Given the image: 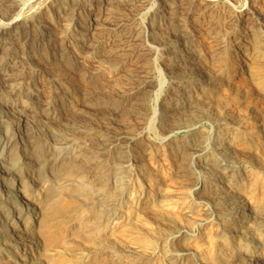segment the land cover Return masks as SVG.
Masks as SVG:
<instances>
[{
    "label": "bare ground",
    "instance_id": "bare-ground-1",
    "mask_svg": "<svg viewBox=\"0 0 264 264\" xmlns=\"http://www.w3.org/2000/svg\"><path fill=\"white\" fill-rule=\"evenodd\" d=\"M251 1L51 0L26 18L33 0H0V264L41 263V242L77 222L79 241L104 238L66 264H216L224 245L221 264H264V205L239 193L244 169L264 177L250 150L264 130L253 109L234 114L225 77L232 62L264 90V5ZM175 203L184 221L155 224ZM207 223L211 260L187 238Z\"/></svg>",
    "mask_w": 264,
    "mask_h": 264
},
{
    "label": "rangeland",
    "instance_id": "rangeland-1",
    "mask_svg": "<svg viewBox=\"0 0 264 264\" xmlns=\"http://www.w3.org/2000/svg\"><path fill=\"white\" fill-rule=\"evenodd\" d=\"M50 1L51 0H33V2L29 6L24 7L23 12H22V17L27 18V17L31 16L34 12L40 11V10L48 7ZM200 1H202V2H200ZM203 1L204 2L206 1V3L211 4L213 6V8H216L215 10H221L224 6H225V8H229V6H232L234 9H236L238 11H243L245 8L249 9V7L252 6L251 0H226V1L225 0H195V3L196 4H203ZM259 1L260 0H256L254 2H255V4H257V3H259ZM262 1H264V0H261L259 5H264L263 4L264 2L262 3ZM245 17H248V15H246ZM200 31H201V29H200L199 25L194 24L195 43L197 44V46L200 49H203V50L205 49V51H206L209 43L207 41V38L203 34V31H201V32ZM227 65H228V68H227V70H225V77L231 78L230 81L232 82L234 89L239 90V92L241 94V99H242V103H239L238 105L236 104L234 106V109H233L234 114L237 117H239L245 112V109H247V108L253 109L257 115L256 120L260 123V127L264 130V90H258L257 89L256 91L253 92V90L250 86L251 84L249 83V79L246 77V74H241L240 72H238V70L235 73H232V71H231L232 70V62H229ZM247 68H250V67H247ZM159 73L160 72L155 73V76L160 79L162 77V75H161V73H160V75H158ZM260 76H264V75L261 74ZM155 85H156L155 90L159 91V89H160L159 83H155ZM263 88H264V86L262 87V89ZM163 89H165V87H162L161 90H163ZM153 93L154 92H152L150 94V97H149V102H150L149 104L151 106H153L154 98H156V96H154V95H156V93H154V94ZM263 140H264V138H263ZM96 148H97V150L99 149V147H96ZM243 149L244 148H241L239 150H243ZM250 150H252V152L254 154L253 155L254 158H252V160H251L252 163L256 167H259L261 170L262 169L264 170V143H260L259 139L257 140V138H255L254 141L252 142V148ZM109 151L110 150L107 149L105 151L106 154H104V156L103 155L100 156V159L102 160V162H103V160L106 161L105 157L108 155V153H110ZM105 161L103 162V167L107 170V169H109V167L107 168L108 162H107V164H105ZM109 161H110V159H109ZM159 175L162 177L163 180L165 179L164 181L166 184L169 185L170 182H172V179L170 178L171 177L170 172L167 169H164L162 172L159 173ZM239 180L242 183V186H241V189L239 190V193L243 194V198L248 200L252 197H257V198L259 197L260 198L259 199V206H263L264 205V177L262 178V176L259 174L253 175L252 171H250V168H247V169L243 170V178L241 175V178ZM109 185L111 188L112 184L110 181H109ZM111 190H109L110 192H108L109 196H112L116 193V192H114L113 189H111ZM130 194L127 197L132 198L133 195H131L132 196L131 197ZM133 202H135V199ZM174 207L175 208H173V205H172V208H169V209L167 208L168 210L165 209V211L163 210L162 211L163 213L162 212L157 213L156 217H155L157 219H155V218L153 219L154 223L156 222L157 225H160L162 220L167 221L166 219L169 220L170 217H171L172 221H171V219L169 221L173 224L183 222L184 216H183L182 211L180 210L182 208V206H179L178 203H175ZM127 215H128V211H125V217ZM180 215H181V220H180ZM164 216H166V217H164ZM161 217H162V219H161ZM78 226H79L78 222L76 224H71V225L70 224L68 225L66 223V224L62 225L59 229H55L53 231V233H54L53 243L47 244L45 242H41V255L40 256L36 255L35 260L41 262V263L38 262L39 264H66L67 261H65V260H67L68 258L71 259V257L74 258V255L76 256L77 254L82 253V252L83 253L88 252V254L90 255V259L95 258L96 255L90 254V253H93V251L96 250L97 248H99V246L102 244L101 240H103V238H104L103 234H102V236L101 235L98 237L96 236L97 239L96 238L95 239L98 241H96V240L87 241L85 239V237H84V241L83 240L79 241V240L83 239V236L79 237L78 232H77ZM190 234L195 235L194 237H192L193 246L194 247H197V246L200 247L201 246L200 249L203 250L202 254L204 256L205 255L208 256L207 257L208 259H210V258L212 259L213 256L216 254V251L212 248V243H214L213 242L214 239H216L217 236H219L218 235L219 234L218 228H216V226L213 223H207L205 226H199V227H196L195 229H192L191 232L187 235V238L188 237L190 238V236H191ZM146 235H151V232H147ZM99 237H101V238H99ZM75 238H76V240H75ZM93 241H95V242H93ZM87 242L90 244H88ZM209 245H211V246H209ZM204 246H206V247H204ZM203 247H204V249H203ZM223 248L224 249L221 250L222 252L219 253V259L222 261V263L224 262V259L226 261V259L228 257L227 258H225V257L229 256V254L232 251L229 246L224 245ZM200 249L198 248V250H200ZM222 253L223 254L225 253L224 255H226V254L227 255L223 256ZM62 254H64L65 256ZM220 254H221V257H220ZM159 255L160 254H158V256ZM101 256L103 259H105L107 257V255H103V254ZM158 256L155 257L156 260L153 261L151 264H165L164 263L165 260L162 257H158ZM219 259H216V261H215V263L217 262L216 264H221L220 263L221 261Z\"/></svg>",
    "mask_w": 264,
    "mask_h": 264
}]
</instances>
